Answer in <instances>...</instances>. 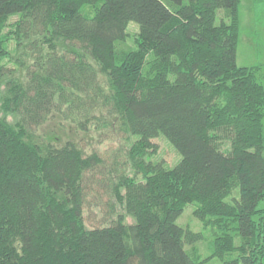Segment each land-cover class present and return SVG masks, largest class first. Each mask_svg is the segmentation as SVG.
Returning a JSON list of instances; mask_svg holds the SVG:
<instances>
[{"label": "trees", "instance_id": "trees-1", "mask_svg": "<svg viewBox=\"0 0 264 264\" xmlns=\"http://www.w3.org/2000/svg\"><path fill=\"white\" fill-rule=\"evenodd\" d=\"M240 4L0 0V60L6 22L15 16V34L30 44L68 47L36 55L40 70L31 69L27 85L5 100L22 123L0 122V264H204L187 248L201 235L178 224L190 203L200 220H230L250 243L226 257L234 251L231 236L219 237L213 255L221 264H264V65L237 64ZM131 24L138 28L135 49L123 45ZM96 67L108 78L107 111L138 137L129 158L144 179L116 185L125 214L107 213L88 226V197L98 196L89 177L104 175L102 157L27 133L55 108L70 117L73 94L81 97L76 73L94 75ZM8 75L0 63V86ZM82 90L91 105L96 96L87 83ZM79 125L88 129L86 121ZM159 136L181 156L174 167L145 160Z\"/></svg>", "mask_w": 264, "mask_h": 264}, {"label": "rangeland", "instance_id": "rangeland-1", "mask_svg": "<svg viewBox=\"0 0 264 264\" xmlns=\"http://www.w3.org/2000/svg\"><path fill=\"white\" fill-rule=\"evenodd\" d=\"M262 3L261 5L260 1L256 4L255 0H241L238 66L264 65V1ZM20 19L21 16H15L6 22L3 35V56L0 60L1 64L9 68V75L0 86V122L6 120L13 126L22 123V120L18 113H8L5 109V100L8 96H12L11 89L26 86L31 69L32 71L40 70L42 60L37 63L36 55L43 54L44 58H47L55 50L60 54L62 50L68 48L57 42L52 43V46L55 44L53 50L42 40H37L34 45L30 44L25 36L19 37L15 34L16 23ZM127 32L128 36L123 44L124 47L137 48V26L131 24ZM97 68L94 75H89V71L88 74L86 73L87 76L76 73L81 83L75 93L81 97L73 94L76 98L71 107L70 117L60 116L55 108L49 120L39 125L36 130L31 129L27 133L28 136L41 144L56 146L71 142L83 147L87 154L96 153L102 157L104 175L97 171L98 173H92L89 177V181L97 185L98 196L93 193L88 197V208L85 211L88 226L99 222L107 213L111 214H109L110 217L125 214L124 208L115 196L116 185L125 177H133L135 180L144 179L143 175L138 173L137 163L129 158V150L138 137L127 134L119 115L110 114L107 111L109 105L102 97L103 93L110 92L109 82L107 76ZM262 70L264 74V68ZM93 77L95 80L92 81V85L96 88L86 81L87 78L92 80ZM85 83L89 86V94L96 96L91 105L85 104V96L88 94L82 90ZM68 95H72V93L68 91ZM94 103L96 107H93ZM81 121L88 123L87 130L81 128L79 125ZM151 143L152 147L145 157L146 162L170 168L180 161L181 156L164 136L153 139ZM109 183L110 188L107 190L106 187ZM261 207L264 208V202L261 203ZM196 209L195 203L185 205L178 224L189 232L201 235L198 242L187 245V248L194 251L204 264H221V261L214 258L213 254L218 238L226 234L231 236L234 248V251L228 253L226 257L236 256L241 248L248 250L250 243L234 233L233 227L229 223L230 220L223 221L221 225L217 221V225L212 221H203L195 215ZM132 221V218L127 216V222L132 223Z\"/></svg>", "mask_w": 264, "mask_h": 264}]
</instances>
